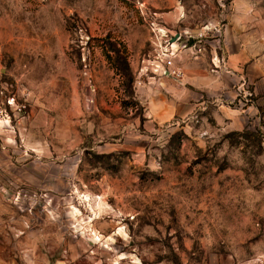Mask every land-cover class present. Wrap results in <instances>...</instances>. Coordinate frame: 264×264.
Masks as SVG:
<instances>
[{
	"label": "rangeland",
	"instance_id": "1",
	"mask_svg": "<svg viewBox=\"0 0 264 264\" xmlns=\"http://www.w3.org/2000/svg\"><path fill=\"white\" fill-rule=\"evenodd\" d=\"M228 13L230 29L236 0H0V264H264V122L221 130L218 106L173 113L137 84L182 28L222 51Z\"/></svg>",
	"mask_w": 264,
	"mask_h": 264
},
{
	"label": "crops",
	"instance_id": "2",
	"mask_svg": "<svg viewBox=\"0 0 264 264\" xmlns=\"http://www.w3.org/2000/svg\"><path fill=\"white\" fill-rule=\"evenodd\" d=\"M250 0H236L237 16L243 18L233 21L229 29L223 24V50L216 52L214 46L210 52L189 55L183 51L178 54L177 63L181 66L184 77L177 79L169 75L150 77L141 86L143 94L153 92L166 96L163 105L170 104L173 113H195L209 107V111L218 106L223 117L221 130H239L245 127L252 117L264 122V37L260 30L264 28V19L255 18ZM254 13V14H253ZM182 28L177 32L184 33ZM222 59L218 69L213 70L212 57ZM153 78V79H152ZM251 84V86H249ZM251 89L255 101L243 106L238 91ZM229 99L225 104L220 98ZM211 99V100H210ZM216 104V105H215Z\"/></svg>",
	"mask_w": 264,
	"mask_h": 264
},
{
	"label": "built area",
	"instance_id": "3",
	"mask_svg": "<svg viewBox=\"0 0 264 264\" xmlns=\"http://www.w3.org/2000/svg\"><path fill=\"white\" fill-rule=\"evenodd\" d=\"M223 27H215L216 32H221ZM213 32V29L209 26L204 27L201 30L191 31L186 30L184 33L176 32L172 35H167V39L158 48L156 65L154 67L155 72L161 75L173 76L177 79H183L184 73L180 65L177 63L178 54L185 51L189 55H200L208 51L211 41L209 40L208 34ZM215 35V34H214ZM218 35V34H217ZM220 36V35H218ZM222 36V34H221ZM222 43L221 38L213 40L211 46L215 48L220 47ZM224 43V40H223ZM221 63L222 59L218 56L212 57L213 70L218 69V64ZM156 75V74H154ZM143 80H138V86L143 85ZM253 93L248 90H244L240 96L241 103H249L252 101ZM203 134H207L204 131Z\"/></svg>",
	"mask_w": 264,
	"mask_h": 264
},
{
	"label": "bare ground",
	"instance_id": "4",
	"mask_svg": "<svg viewBox=\"0 0 264 264\" xmlns=\"http://www.w3.org/2000/svg\"><path fill=\"white\" fill-rule=\"evenodd\" d=\"M86 196H87V195H86ZM87 197H88V196H87ZM87 197H86V198H87Z\"/></svg>",
	"mask_w": 264,
	"mask_h": 264
}]
</instances>
